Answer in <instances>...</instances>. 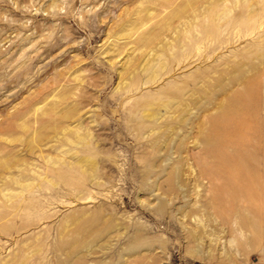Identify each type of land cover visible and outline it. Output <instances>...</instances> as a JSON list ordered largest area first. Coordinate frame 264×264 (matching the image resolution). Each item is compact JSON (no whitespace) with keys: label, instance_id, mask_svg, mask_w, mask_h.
Here are the masks:
<instances>
[{"label":"rangeland","instance_id":"rangeland-1","mask_svg":"<svg viewBox=\"0 0 264 264\" xmlns=\"http://www.w3.org/2000/svg\"><path fill=\"white\" fill-rule=\"evenodd\" d=\"M0 264H264V0H0Z\"/></svg>","mask_w":264,"mask_h":264}]
</instances>
